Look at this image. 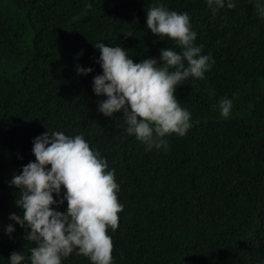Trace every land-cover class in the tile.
I'll list each match as a JSON object with an SVG mask.
<instances>
[{"label":"trees","instance_id":"obj_1","mask_svg":"<svg viewBox=\"0 0 264 264\" xmlns=\"http://www.w3.org/2000/svg\"><path fill=\"white\" fill-rule=\"evenodd\" d=\"M156 2L0 0V225L14 223L10 212L22 215L8 181L35 160L32 139L47 129L83 133L119 184L123 208L115 231L108 230L113 264H258L264 260V19L250 0L215 16L205 0H160L189 13L194 42L214 61L203 80L177 86L191 126L184 136L166 137L168 151H145L116 126L121 112L97 111L105 97L92 92V77L102 71L93 44H119L134 62L176 47L146 29L145 9ZM77 64L93 71L77 74ZM223 96L233 101L226 118L212 107ZM14 227L12 238L0 228V264L11 251L27 255L33 246L26 229ZM62 264L90 262L73 252Z\"/></svg>","mask_w":264,"mask_h":264},{"label":"clouds","instance_id":"obj_2","mask_svg":"<svg viewBox=\"0 0 264 264\" xmlns=\"http://www.w3.org/2000/svg\"><path fill=\"white\" fill-rule=\"evenodd\" d=\"M250 2L257 18L264 19V0ZM205 3L213 16L221 8L236 6V0ZM145 13L146 29L160 40L167 37L176 47L161 48L158 59L146 57L134 62L119 44L97 41L93 46L99 49L96 63L102 71L92 77V92L105 97L97 101V111L106 117L121 112L116 126L140 141L145 151L166 152V137L184 136L191 126L190 111L175 95L177 86L189 78L203 80L214 61L194 42L197 33L191 28L188 12L172 10L157 0ZM75 71L88 74L93 69L77 64ZM232 104V99L223 96L212 107L226 118ZM31 152L35 160L21 165L8 181L18 190L14 203L22 215L10 212L8 219L14 223L0 228L12 238L14 224L19 225L26 229L24 239L33 246L27 255L11 251L7 264H62L73 252L90 264H113L108 230L115 231L123 208L117 198L115 169L109 168L98 149L90 147L83 133L66 135L47 129L32 139ZM65 201L63 211L53 207Z\"/></svg>","mask_w":264,"mask_h":264}]
</instances>
